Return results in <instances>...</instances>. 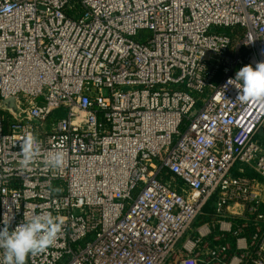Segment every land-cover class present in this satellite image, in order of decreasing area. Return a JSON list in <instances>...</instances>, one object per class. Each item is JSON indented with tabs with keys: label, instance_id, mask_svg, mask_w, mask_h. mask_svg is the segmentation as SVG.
<instances>
[{
	"label": "built area",
	"instance_id": "built-area-1",
	"mask_svg": "<svg viewBox=\"0 0 264 264\" xmlns=\"http://www.w3.org/2000/svg\"><path fill=\"white\" fill-rule=\"evenodd\" d=\"M259 62L264 0H0V230L63 218L26 264H264V101L228 84Z\"/></svg>",
	"mask_w": 264,
	"mask_h": 264
},
{
	"label": "clouds",
	"instance_id": "clouds-1",
	"mask_svg": "<svg viewBox=\"0 0 264 264\" xmlns=\"http://www.w3.org/2000/svg\"><path fill=\"white\" fill-rule=\"evenodd\" d=\"M6 11L10 9H5ZM233 81L242 83L234 84ZM228 84H234L240 90L237 100L264 101V62L242 67L236 73L235 79H229ZM21 151L18 160L22 170H29L41 155L40 143L35 134H26L20 144ZM49 170H59L65 165V152L62 147L48 154L44 160ZM52 191L59 192V188ZM64 220L61 216H54L51 212L33 215L9 231L8 223L0 230V249L3 258L0 264H26L29 255L44 253L55 244L61 233Z\"/></svg>",
	"mask_w": 264,
	"mask_h": 264
},
{
	"label": "trees",
	"instance_id": "trees-1",
	"mask_svg": "<svg viewBox=\"0 0 264 264\" xmlns=\"http://www.w3.org/2000/svg\"><path fill=\"white\" fill-rule=\"evenodd\" d=\"M61 114H62V112H58V115H61ZM3 115L5 116V124H9L12 119L6 113H3Z\"/></svg>",
	"mask_w": 264,
	"mask_h": 264
}]
</instances>
